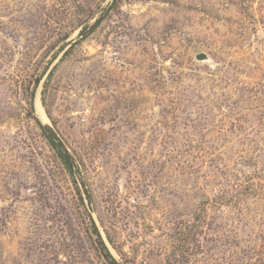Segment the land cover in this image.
I'll list each match as a JSON object with an SVG mask.
<instances>
[{"label": "rangeland", "instance_id": "1", "mask_svg": "<svg viewBox=\"0 0 264 264\" xmlns=\"http://www.w3.org/2000/svg\"><path fill=\"white\" fill-rule=\"evenodd\" d=\"M95 229L264 264V0H0V264H107Z\"/></svg>", "mask_w": 264, "mask_h": 264}, {"label": "trees", "instance_id": "2", "mask_svg": "<svg viewBox=\"0 0 264 264\" xmlns=\"http://www.w3.org/2000/svg\"><path fill=\"white\" fill-rule=\"evenodd\" d=\"M98 24H99L98 22L95 23L89 29V31L83 36V38L92 34L94 30L97 28ZM39 83H40V80H36V85H38ZM40 126H41V129L45 137L50 143L51 147L56 151V153L58 154V157L62 160L64 165L68 168L70 173L74 175L75 161L71 157L70 153L68 152V149H66L62 141L57 137L56 133L49 126H43V125H40ZM88 199H90L89 195H88ZM95 235H96V242L98 243V249L100 251V254L103 256L105 262L107 264H121L115 259L113 254L110 252L104 240L102 239L101 234L99 233L97 229H95Z\"/></svg>", "mask_w": 264, "mask_h": 264}, {"label": "water", "instance_id": "3", "mask_svg": "<svg viewBox=\"0 0 264 264\" xmlns=\"http://www.w3.org/2000/svg\"><path fill=\"white\" fill-rule=\"evenodd\" d=\"M196 59L199 60V61H204V60H207L208 57H207L206 54L201 53V54H199V55L196 56Z\"/></svg>", "mask_w": 264, "mask_h": 264}, {"label": "bare ground", "instance_id": "4", "mask_svg": "<svg viewBox=\"0 0 264 264\" xmlns=\"http://www.w3.org/2000/svg\"><path fill=\"white\" fill-rule=\"evenodd\" d=\"M42 109V108H41Z\"/></svg>", "mask_w": 264, "mask_h": 264}]
</instances>
